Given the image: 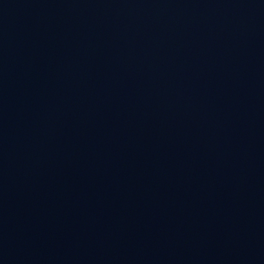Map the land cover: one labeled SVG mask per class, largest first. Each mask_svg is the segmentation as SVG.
Wrapping results in <instances>:
<instances>
[{
    "label": "water",
    "instance_id": "obj_1",
    "mask_svg": "<svg viewBox=\"0 0 264 264\" xmlns=\"http://www.w3.org/2000/svg\"><path fill=\"white\" fill-rule=\"evenodd\" d=\"M0 264H264V0H0Z\"/></svg>",
    "mask_w": 264,
    "mask_h": 264
}]
</instances>
